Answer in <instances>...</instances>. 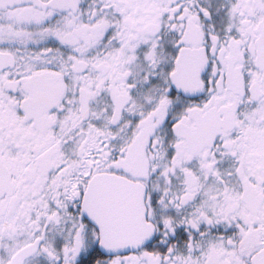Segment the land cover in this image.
<instances>
[{"label": "snow or ice", "instance_id": "obj_1", "mask_svg": "<svg viewBox=\"0 0 264 264\" xmlns=\"http://www.w3.org/2000/svg\"><path fill=\"white\" fill-rule=\"evenodd\" d=\"M0 264H264V0H0Z\"/></svg>", "mask_w": 264, "mask_h": 264}]
</instances>
